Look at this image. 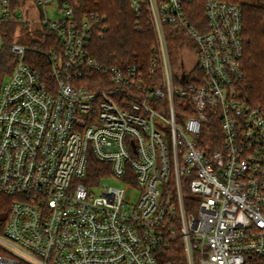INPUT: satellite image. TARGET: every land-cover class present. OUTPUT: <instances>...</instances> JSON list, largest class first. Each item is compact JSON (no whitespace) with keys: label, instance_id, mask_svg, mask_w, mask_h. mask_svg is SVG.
Returning <instances> with one entry per match:
<instances>
[{"label":"built area","instance_id":"obj_1","mask_svg":"<svg viewBox=\"0 0 264 264\" xmlns=\"http://www.w3.org/2000/svg\"><path fill=\"white\" fill-rule=\"evenodd\" d=\"M129 2L155 35L145 67L99 62L106 18L76 16L77 0H0V264L264 256V109L238 89L241 8L206 0L192 25L193 0ZM166 27L189 59H173ZM91 157L121 185L86 186Z\"/></svg>","mask_w":264,"mask_h":264},{"label":"trees","instance_id":"obj_2","mask_svg":"<svg viewBox=\"0 0 264 264\" xmlns=\"http://www.w3.org/2000/svg\"><path fill=\"white\" fill-rule=\"evenodd\" d=\"M74 8L76 16L82 17L96 14L106 18L107 29L101 38L95 34L91 39L90 52L95 58L108 65L124 67L136 64L145 67L149 61L152 49L156 44L153 29L146 23V12L142 11L141 30L135 28L137 20L129 0H77ZM238 5L242 11V46L243 54L240 61L242 79L238 84L241 97L252 107L264 109V2L256 0L249 3L246 0H220ZM206 0H193L187 6L188 19L196 25L198 18H203V6ZM3 38L12 41L13 26L4 27ZM169 48L172 47L179 35L174 29L165 28ZM5 33H8L5 36ZM29 39L31 37L27 36ZM40 59L28 53L26 60ZM10 55L8 51L0 52V86L4 81L9 68ZM29 62V61H28ZM36 62V65L38 64ZM43 63V62H42ZM35 64V63H34ZM177 100H175V104ZM108 165L98 162L95 158L89 159L86 177V186L98 184L106 176ZM8 200L0 196V201ZM1 253V251H0ZM176 264H186L182 254L174 255L171 259ZM249 264H264V256H254Z\"/></svg>","mask_w":264,"mask_h":264},{"label":"rangeland","instance_id":"obj_3","mask_svg":"<svg viewBox=\"0 0 264 264\" xmlns=\"http://www.w3.org/2000/svg\"><path fill=\"white\" fill-rule=\"evenodd\" d=\"M260 2H264L263 0H259ZM246 2H249V3H253V2H256V0H246ZM180 39V38H179ZM28 45L32 44L31 43V39L26 41ZM172 57L175 61L179 60L180 58H184V59H189V56L186 52V50H183L180 46H179V43H178V39L175 41L173 47H172ZM102 183H105V184H108V185H111V186H120L121 184L111 178H105L101 181ZM139 191L136 190L135 193H131L128 192L126 194V199L129 200L130 202H135L139 196ZM6 217V215L4 213L0 214V218L4 219Z\"/></svg>","mask_w":264,"mask_h":264}]
</instances>
